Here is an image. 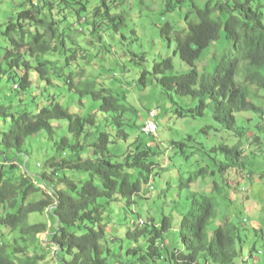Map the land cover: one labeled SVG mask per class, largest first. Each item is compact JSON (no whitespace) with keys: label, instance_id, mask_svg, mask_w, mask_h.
<instances>
[{"label":"rangeland","instance_id":"obj_1","mask_svg":"<svg viewBox=\"0 0 264 264\" xmlns=\"http://www.w3.org/2000/svg\"><path fill=\"white\" fill-rule=\"evenodd\" d=\"M206 2L207 0H68L61 7L54 8L52 15L48 10L43 12L58 21L55 27L66 34L63 39H66L68 46L74 45L73 39L81 44L75 64H83L85 69L72 67L76 81L84 85L91 79L97 82L98 88L103 86L119 94L120 103L125 108L121 118L123 129L129 133L128 140L124 141L120 127L112 119L113 115L100 110L101 100L81 97L71 91L62 78L57 77V73H69L70 69H62L66 61L60 54L41 56L55 62L51 72L56 85L38 81L37 72L32 70V86L27 90L14 88V80L10 79V66L4 60L7 49L12 46L4 32L8 22L15 19L18 13L33 7L27 0H0V64L3 71L0 73V106H5L9 113L23 109L37 113L41 107L49 105L52 95H56L57 101L71 113L93 115L97 121V126L88 125V135L76 138L69 130L68 120H52L53 131L44 129L30 136L23 152L4 149L0 144V166L15 164L10 169L0 168L6 177L12 176L19 180L21 175L26 174L40 179L41 174L47 173L45 181L57 188L65 185L60 181L64 173L75 177L78 182L87 180L89 175L86 172L57 168L56 173H51L47 164L53 158L66 160L73 157L74 153L69 148L64 151L58 148L64 138H68L70 143H77L79 140L80 144L89 147V152L80 149L76 155L93 158L92 149L98 143V133L95 132L97 127L111 134L114 142L110 144L109 153L118 154V159L122 158L119 154L138 135L142 136L141 141L145 145L148 144L153 149L151 161L155 167L152 177L150 176L152 181L142 185V194L134 197L135 203L127 206L125 198H118L105 205L103 222L106 224L107 244L115 252L123 245L116 256L120 260L128 259L126 248L130 246L132 249L142 241L126 238L128 230L137 228L141 218L145 220V224L139 229L146 226L151 228L153 223L160 224L164 217H169L171 231L166 233L164 239L174 240L177 245H181L179 228L182 216L188 211L193 197L207 195L215 198L217 209L216 217L207 228L208 234L212 235L223 219V223L235 218L246 220L247 237L242 243L243 253L235 258L234 264H264V88L245 80L242 61L236 80L246 90L247 99L261 108V111L236 113V127L241 131L240 136L214 119L209 100L202 116H179V108L194 109L198 100L190 96H168L158 81L162 75L153 74L155 64L168 57L173 60V73L189 70V65L175 52V36L178 32H187L189 22L198 21L196 9L204 7ZM110 17L115 19L111 20ZM60 19L64 21L60 22ZM167 23L173 27L170 44L161 33ZM36 29L42 31L44 28L41 24L27 23V38ZM54 43L57 41L54 40ZM224 45L222 29L221 37L210 44L197 61L200 74L213 71ZM80 51L87 58H83L86 56ZM26 58L31 60L33 67L37 65L36 57L27 55ZM144 72L146 86L140 81ZM151 109L158 113L156 138L141 132V125ZM10 119V115L0 116V131L8 127ZM256 134L261 138L260 145L251 144ZM222 145L237 146L243 151L240 165L221 169V163H226V153L219 149ZM151 185L154 187L151 188ZM38 186L41 191L31 195L29 201L50 194V187L44 184ZM8 211L6 207L3 214ZM30 217L33 219L34 215ZM47 234L41 233L36 240H30L18 230L0 227L2 241L13 246L27 247L28 256L38 259V264H58L55 254L49 251V246L44 245ZM112 235L121 237L122 241L112 244ZM113 238L116 240L117 237ZM236 247L240 249L241 246L237 244ZM243 256H247V259Z\"/></svg>","mask_w":264,"mask_h":264},{"label":"trees","instance_id":"obj_2","mask_svg":"<svg viewBox=\"0 0 264 264\" xmlns=\"http://www.w3.org/2000/svg\"><path fill=\"white\" fill-rule=\"evenodd\" d=\"M27 1L30 3V0ZM67 1L47 0L37 8L30 3L32 9L21 11L15 19L8 22L4 35L12 47L7 49L4 60L12 72L10 79L18 84L17 89L27 90L33 84L30 73L35 70L38 81L56 85L51 72L55 62L41 56L49 53L64 56L66 63L62 69L70 68L69 73H57V77L62 78L69 89L81 97L101 100L100 110L113 115L112 119L120 127L123 140L127 141L129 133L123 129L121 120L125 108L120 103L119 94L103 86L98 88L97 82L91 79L84 85L76 81L72 67L85 69L83 64H75L81 44L73 39L74 45L68 46L66 39H63L66 34L55 27L58 21L43 13L48 10L52 15L55 6L61 7ZM194 6L196 9L197 6ZM107 13L110 16L108 8ZM196 13L198 21L189 22L187 32H178L175 36V52L189 65V70L173 73V60L168 57L155 64L153 74L162 75L158 81L168 96H190L198 100L194 109L179 108V116H202L209 100L214 119L241 136V131L236 127V113L261 111V108L247 99L246 90L236 80V76L243 61L245 80L264 88V0H207L204 7L196 9ZM27 23L41 24L44 29H36L27 38ZM172 28L167 23L161 29L169 44L172 41ZM222 29L226 44L221 57L213 71L200 74L197 61L203 51L221 37ZM80 52L86 56H82L83 58H87L83 51ZM27 55L36 57L37 65L33 67L31 60L26 58ZM2 72L0 64V73ZM145 74L146 72L140 79L144 86ZM56 97L52 95L49 105L41 107L37 113L25 109L9 113L5 106H0V116H11L8 127L0 131V144L4 149L23 152L30 136L44 129L53 131L52 120H68L69 130L76 138L88 135V125L97 126L93 115L71 113ZM95 132L98 133V143L92 149L93 158L76 155L80 149L89 152V147L80 144L79 140L77 143H70L68 138H64L58 148L63 151L69 148L75 156L72 154L73 157L66 160L53 158L47 164L51 173H56L57 168L86 172L89 178L85 181L78 182L75 177L64 173L60 181L65 185L57 188L45 181L47 173L41 174L40 179L24 174L16 180L12 176L6 177L1 169L0 227L18 230L30 240H36L39 234L47 232L44 245L49 246L50 252H53V247L56 248L54 254L58 264H234L235 258L243 253L242 243L247 237L246 225L240 218L224 223L223 219L222 224L209 235L207 228L216 217L217 209L215 198L207 195L193 197L188 211L182 216L179 228L181 245H177L174 240L164 239L166 233L171 231L170 218L164 217L160 224L153 223L151 228L146 226L139 229L137 226L135 231L128 230L127 239L142 241L132 249L130 246L126 248L128 259L116 258L123 245L115 252L107 244L108 235L103 222L105 205L118 198H125L127 206L135 203L134 197L142 192L144 183H149L154 170L155 164L151 161L153 149L148 144L145 145L141 141L142 136L138 135L119 154L122 158L118 159V154L109 153V145L114 142L111 134L98 127ZM261 142L260 136L256 134L251 144L260 145ZM219 149L226 153V163H221V169L235 167L242 162L243 151L239 147L222 145ZM11 165H2L0 168L10 169L15 164ZM38 184L50 187V194L29 201L31 195L41 191ZM6 207L9 211L3 214ZM30 215H34L33 219ZM262 233L264 234L263 230ZM113 236L117 237L116 240ZM111 240L115 244L122 241V238L112 235ZM237 244L241 246L240 249L236 247ZM27 250V247L4 242L0 237V264H38V259L28 256Z\"/></svg>","mask_w":264,"mask_h":264},{"label":"clouds","instance_id":"obj_3","mask_svg":"<svg viewBox=\"0 0 264 264\" xmlns=\"http://www.w3.org/2000/svg\"><path fill=\"white\" fill-rule=\"evenodd\" d=\"M47 0H30V3L32 4V6L33 7H35V8H37V7H39V6H41L42 4H43V2H46ZM52 1H54V2H56V1H58V0H52ZM56 7H60V6H55V8ZM45 14V13H44ZM42 16H43V14H42ZM215 42V41H214ZM213 43V42H212ZM211 43V44H212ZM225 44H226V40H225ZM210 46V45H209ZM248 83H250V82H248ZM251 84V83H250ZM19 86H18V84H14V88L15 89H17ZM249 100V99H248ZM152 111H155V122H156V125H157V131H156V134H147L145 131H144V126H145V122H146V120L150 117V113L152 112ZM157 110H155V109H151L150 111H149V114H148V116H147V118L145 119V121L142 123V125H141V132L142 133H144L145 135H148V136H152L153 138H156L158 135V121H157ZM237 120V119H236ZM252 142V141H251ZM109 148H110V145H109ZM152 175V174H151ZM152 177V176H151ZM151 181H152V179H150L149 180V184L151 183ZM154 186L153 185H151V188H153ZM141 194H142V192H141ZM136 197V196H135ZM135 200V199H134ZM127 204V203H126ZM134 204V203H133ZM246 220H243V222L246 224V222H245ZM144 224H145V220L144 219H140L139 220V222H138V228H140V227H143L144 226ZM166 242V241H165ZM168 243V242H167ZM53 253H55L56 254V248L55 247H53ZM252 253V252H251ZM252 255V254H251ZM243 258H245V259H247V256L245 257V256H243Z\"/></svg>","mask_w":264,"mask_h":264},{"label":"built area","instance_id":"obj_4","mask_svg":"<svg viewBox=\"0 0 264 264\" xmlns=\"http://www.w3.org/2000/svg\"><path fill=\"white\" fill-rule=\"evenodd\" d=\"M154 118H155V111H152L150 113V117L146 120L145 126H144V131L147 134H156L157 125H156Z\"/></svg>","mask_w":264,"mask_h":264}]
</instances>
